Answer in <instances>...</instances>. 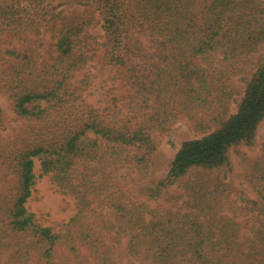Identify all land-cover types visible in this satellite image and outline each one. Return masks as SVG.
I'll use <instances>...</instances> for the list:
<instances>
[{
	"label": "trees",
	"instance_id": "16d2710c",
	"mask_svg": "<svg viewBox=\"0 0 264 264\" xmlns=\"http://www.w3.org/2000/svg\"><path fill=\"white\" fill-rule=\"evenodd\" d=\"M92 63L117 72L101 106ZM0 96L24 123L0 132V264H117L123 243L141 264H264V140L253 198L225 177L264 119V0H0ZM178 121L199 136L153 179ZM35 161L74 201L59 231L26 207Z\"/></svg>",
	"mask_w": 264,
	"mask_h": 264
},
{
	"label": "rangeland",
	"instance_id": "374dc122",
	"mask_svg": "<svg viewBox=\"0 0 264 264\" xmlns=\"http://www.w3.org/2000/svg\"><path fill=\"white\" fill-rule=\"evenodd\" d=\"M76 11L77 9H70ZM96 36L102 35L101 30L97 27L92 30ZM261 51V50H260ZM101 54H99V58ZM90 78L87 91L84 98L87 103L94 106H101L103 100V90L109 86L111 77L117 75L114 69H108L103 74L98 73L94 68L95 63L91 64ZM108 79L103 82V80ZM233 83L238 87L240 93L243 90V83L237 78L233 79ZM235 110V105H231L230 111ZM0 111L2 121L0 124V132L4 137H11L16 133L19 127L24 123L15 116L12 103L6 96H0ZM187 127L184 121H178L174 124L170 132L161 138L159 146L154 153V167L151 170L153 179L162 178L168 168V165L177 151L180 142L183 140L198 137ZM264 140V119L259 124L254 144L252 146H238L229 152L230 166L225 172L226 179L231 182L236 188L244 191L251 198L254 197V192L251 191L245 181V173L250 162L255 160L260 154V146ZM34 172L36 175V183L33 191L26 202V207L34 213L40 221L47 226L54 227L55 231H59V223L67 221L73 214V199L59 193L51 184L49 176L41 175L39 164L35 161ZM5 185L0 182V191L4 190ZM115 258L117 264H141L129 257L124 251V243L117 247Z\"/></svg>",
	"mask_w": 264,
	"mask_h": 264
}]
</instances>
